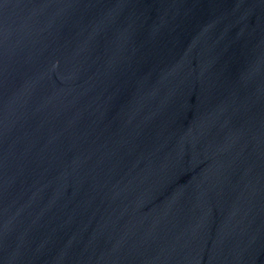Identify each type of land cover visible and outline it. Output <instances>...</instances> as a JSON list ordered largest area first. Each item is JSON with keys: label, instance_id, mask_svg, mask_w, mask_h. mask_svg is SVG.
I'll use <instances>...</instances> for the list:
<instances>
[{"label": "water", "instance_id": "1", "mask_svg": "<svg viewBox=\"0 0 264 264\" xmlns=\"http://www.w3.org/2000/svg\"><path fill=\"white\" fill-rule=\"evenodd\" d=\"M0 264H264V0H0Z\"/></svg>", "mask_w": 264, "mask_h": 264}]
</instances>
